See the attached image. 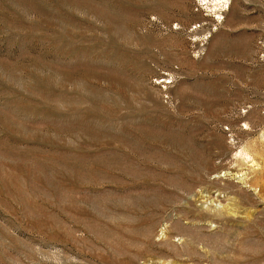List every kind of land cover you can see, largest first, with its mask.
Returning <instances> with one entry per match:
<instances>
[{
  "label": "rangeland",
  "instance_id": "1",
  "mask_svg": "<svg viewBox=\"0 0 264 264\" xmlns=\"http://www.w3.org/2000/svg\"><path fill=\"white\" fill-rule=\"evenodd\" d=\"M0 264H264V0H0Z\"/></svg>",
  "mask_w": 264,
  "mask_h": 264
}]
</instances>
